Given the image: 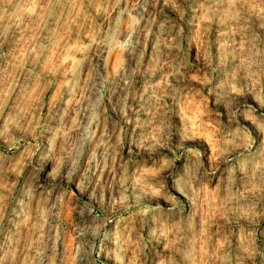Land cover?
<instances>
[{
  "label": "rangeland",
  "instance_id": "374dc122",
  "mask_svg": "<svg viewBox=\"0 0 264 264\" xmlns=\"http://www.w3.org/2000/svg\"><path fill=\"white\" fill-rule=\"evenodd\" d=\"M0 264H264V0H0Z\"/></svg>",
  "mask_w": 264,
  "mask_h": 264
}]
</instances>
